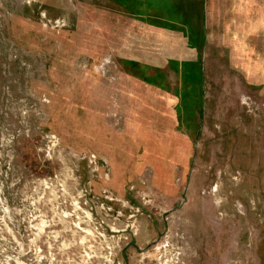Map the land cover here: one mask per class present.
Listing matches in <instances>:
<instances>
[{"label":"rangeland","instance_id":"374dc122","mask_svg":"<svg viewBox=\"0 0 264 264\" xmlns=\"http://www.w3.org/2000/svg\"><path fill=\"white\" fill-rule=\"evenodd\" d=\"M0 264H264V0H0Z\"/></svg>","mask_w":264,"mask_h":264},{"label":"built area","instance_id":"2783aa9c","mask_svg":"<svg viewBox=\"0 0 264 264\" xmlns=\"http://www.w3.org/2000/svg\"><path fill=\"white\" fill-rule=\"evenodd\" d=\"M107 61H110L109 58L108 59H105L104 62L101 63V68H102V71L104 72V65Z\"/></svg>","mask_w":264,"mask_h":264},{"label":"bare ground","instance_id":"6f19581e","mask_svg":"<svg viewBox=\"0 0 264 264\" xmlns=\"http://www.w3.org/2000/svg\"><path fill=\"white\" fill-rule=\"evenodd\" d=\"M87 233H89V234H90V232H89V231H87Z\"/></svg>","mask_w":264,"mask_h":264},{"label":"crops","instance_id":"0c3cea01","mask_svg":"<svg viewBox=\"0 0 264 264\" xmlns=\"http://www.w3.org/2000/svg\"><path fill=\"white\" fill-rule=\"evenodd\" d=\"M182 5V3H180ZM187 14V13H186Z\"/></svg>","mask_w":264,"mask_h":264},{"label":"trees","instance_id":"16d2710c","mask_svg":"<svg viewBox=\"0 0 264 264\" xmlns=\"http://www.w3.org/2000/svg\"><path fill=\"white\" fill-rule=\"evenodd\" d=\"M189 47H190V45H189ZM179 57V56H178Z\"/></svg>","mask_w":264,"mask_h":264}]
</instances>
